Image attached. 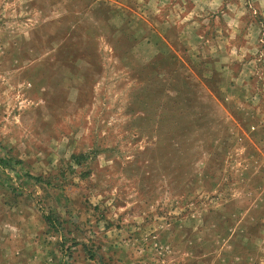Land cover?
Listing matches in <instances>:
<instances>
[{"label": "rangeland", "instance_id": "rangeland-1", "mask_svg": "<svg viewBox=\"0 0 264 264\" xmlns=\"http://www.w3.org/2000/svg\"><path fill=\"white\" fill-rule=\"evenodd\" d=\"M0 264H264V0H0Z\"/></svg>", "mask_w": 264, "mask_h": 264}]
</instances>
